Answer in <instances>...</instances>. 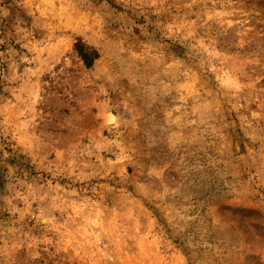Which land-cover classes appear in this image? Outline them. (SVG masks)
Segmentation results:
<instances>
[{"label": "rangeland", "instance_id": "obj_1", "mask_svg": "<svg viewBox=\"0 0 264 264\" xmlns=\"http://www.w3.org/2000/svg\"><path fill=\"white\" fill-rule=\"evenodd\" d=\"M0 264H264V0H0Z\"/></svg>", "mask_w": 264, "mask_h": 264}, {"label": "trees", "instance_id": "obj_2", "mask_svg": "<svg viewBox=\"0 0 264 264\" xmlns=\"http://www.w3.org/2000/svg\"><path fill=\"white\" fill-rule=\"evenodd\" d=\"M76 49L79 51L81 58L88 67L92 66L94 60L98 57L97 50L91 49L84 44L77 43Z\"/></svg>", "mask_w": 264, "mask_h": 264}]
</instances>
